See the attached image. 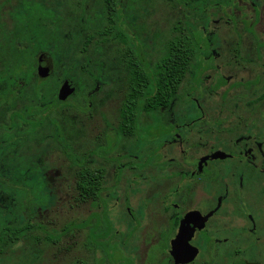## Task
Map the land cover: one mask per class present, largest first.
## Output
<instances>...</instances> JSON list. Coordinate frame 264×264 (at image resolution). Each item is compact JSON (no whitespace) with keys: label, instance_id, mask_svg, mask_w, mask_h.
Returning a JSON list of instances; mask_svg holds the SVG:
<instances>
[{"label":"rangeland","instance_id":"rangeland-1","mask_svg":"<svg viewBox=\"0 0 264 264\" xmlns=\"http://www.w3.org/2000/svg\"><path fill=\"white\" fill-rule=\"evenodd\" d=\"M37 1H29L26 4L21 23L31 30L39 31L46 27L49 18L53 20L56 13L60 14L56 46L50 45L57 62L54 76L63 77L64 73L69 75L75 80L71 82H74L77 89L67 100L66 107L45 106V111L49 114L57 109L54 113L56 117H49L52 127L46 124L45 134L56 132L61 142L56 143L52 138H47V141L39 146V152L44 153L40 158L44 161L38 162L29 153L21 154V157L15 153L14 157L12 155L9 159V165L3 174L9 175V190L0 192V234L4 233L6 227V212L13 217L9 215L12 221L9 222V239L5 236L4 242L0 241V264H58L54 259L55 246L43 232L51 234L58 230L63 234L59 264H77L81 256L79 250L82 249L86 233L89 231L88 228H83L86 217L91 213L100 216L103 201H106V204H120L108 217L105 216L108 224L113 226L112 232L120 234L133 231L137 225L132 223L133 220L129 217L124 216L125 220L119 219L122 216L120 213L125 212L123 204H134L132 207L135 214L141 220L143 211L138 204H155L154 220L140 225L136 230L137 240H132L130 244L134 249L127 248L128 253L143 254L142 250L136 251L134 246H140V234H146L145 238L148 234L169 231L170 215L161 212L162 198L178 186L181 192L178 196L169 198L168 203L185 204V208L205 204L203 211L212 209L218 198L224 196L228 190V197L220 212L208 223V235L216 248L232 249L237 242L241 258L258 260L264 264V226L259 234L254 236L256 240L251 239L249 232L239 233L235 237V225L246 227L248 223L246 219L240 218L235 222L231 214V160L209 163L206 166V183H180L182 174H189L195 168L198 158L216 150L225 153L236 152L235 140L238 138L250 137L251 140L244 148L253 151L255 163L258 164L261 160V153H264V50L261 57H257L255 39H264V4L258 3L260 16L256 17L254 35L249 33L242 23L236 27L222 14L211 15L210 31L216 34L213 40H216L214 48L218 55L211 61L194 60L178 97L170 109H167L169 121L175 122L179 119L183 124L180 132L183 142L163 144L170 130L159 120V124H155L152 129L153 136L145 135V139L156 141L155 146H162L158 150L157 166L153 165L147 172L150 176L131 177L129 172H126L117 178L118 163L108 165L101 154L91 155V152L104 144L102 133L106 121L114 128L119 124L120 118L116 116L130 91V74L121 57L127 45L113 40L102 42L101 38L96 36L97 31L108 25L103 0ZM22 4V0H0V5L5 11L21 10ZM244 8L246 21L254 17L250 5ZM122 10L126 25L141 40V51L151 66L165 56L168 41L176 34V27H182L183 31L188 32L189 23H194L199 28L207 17L204 13L175 2L173 4L170 0H123ZM236 18L240 20L243 16H239L237 11ZM4 19L10 27V15H5ZM31 30H28L30 37ZM90 36L95 37L86 46ZM37 52H30L29 59L32 63ZM66 81L70 80L57 84L56 95L61 84ZM32 83L29 88H32ZM50 84L53 85V81H50ZM90 90H95L91 96ZM53 96L54 93L51 92L50 97ZM194 100L199 101L202 113L197 111ZM15 103L18 104L16 111L24 110L28 104L24 101ZM145 120L148 122L151 119L143 117L142 121ZM198 121L200 123H197ZM135 144L134 139L126 140V146L130 149ZM120 152L123 153L124 150ZM110 157H117V153H111ZM143 157L140 155L139 160ZM43 163L48 170L49 189L44 187L42 182H38V173L42 171ZM163 166L165 169H161ZM83 168L91 171L105 169L102 184L104 191L100 198L81 197L78 182ZM34 184L36 188L33 187ZM3 185H7L5 180L0 181V186ZM114 185L119 193L114 187L112 191H108ZM20 194L25 195L21 199L23 204H19L17 200ZM53 194V202L45 204ZM26 197L28 204L25 202ZM8 199L10 201L7 203ZM32 200L44 202L32 204ZM41 207L47 209L43 210ZM91 225L95 226L96 233L107 231V225L104 222L96 225L95 218ZM26 227H29V230L17 233ZM114 240L116 244L110 245L107 242V247L114 249V252L124 248L120 245V240L118 242V237ZM201 248L202 257L196 264H205L208 258L204 252L207 248L204 242Z\"/></svg>","mask_w":264,"mask_h":264},{"label":"flooded vegetation","instance_id":"flooded-vegetation-1","mask_svg":"<svg viewBox=\"0 0 264 264\" xmlns=\"http://www.w3.org/2000/svg\"><path fill=\"white\" fill-rule=\"evenodd\" d=\"M9 1V0H7ZM38 2L37 0H22V9H12L11 11L3 10L2 5H0V44H9V32L13 30L14 27V17L16 15L24 14V8L28 2ZM45 2V0H43ZM104 1V0H103ZM184 7L192 9L194 11H198L204 13L207 17L205 19V23L202 26H199V29L202 33V40L200 41L202 49L204 50L200 53V57L196 58L199 60L205 59L206 61H211L215 59L218 55L217 51L215 50L214 46L216 45V40H213V36L216 37V34L213 31H210V21L211 15L213 14H222L223 17H228V22L233 23L236 27L238 24L242 23L245 25V29L254 35V26L257 24L256 17L260 16L259 4H264V0H183ZM120 9L119 14L121 29L125 33V39L127 40L124 45H127V48H131L134 50H141V40L137 35L134 34L132 29L128 27L125 23L123 10H122V2L123 0H119ZM250 5L253 8L254 17L250 19H244L243 10L244 7ZM105 8V4H104ZM107 13V10L105 8ZM243 16L240 20H237L236 15ZM5 15L11 18V26L9 27V23L6 22L4 19ZM61 16L60 14L55 15L53 20L49 18L46 21L47 25H52L53 32L47 33L48 38V48L52 52L53 55H50L47 52H39L35 59V68L39 78L45 79L47 77H41L39 75V62L42 59L50 60L47 56L49 54L52 58L51 63L57 65L55 60V54L51 50L50 45L56 46V40L58 39V30ZM252 20V21H251ZM109 21V20H108ZM251 21V22H250ZM45 23V22H44ZM55 23V24H54ZM190 24V23H189ZM206 25V27H204ZM45 27V28H46ZM8 36V40L6 43L4 42V37ZM53 40V41H52ZM256 41V53L257 57H261V52L264 50V39L260 40L259 38L255 39ZM121 42V41H119ZM126 48V50H127ZM122 53L121 57L123 63H125V67L127 68L128 59L124 57V53ZM205 50H207L205 52ZM0 52L3 51L0 49ZM6 59L8 62L9 58V47L6 52L5 57H0V59ZM147 60V59H146ZM149 63V62H148ZM9 64V63H8ZM37 64V65H36ZM129 71V70H128ZM52 73V72H51ZM53 73L55 70L53 69ZM130 78V77H129ZM63 84V83H62ZM61 84V85H62ZM61 87V86H60ZM60 89V88H59ZM77 89V87H76ZM59 92V90H58ZM76 92V90H75ZM33 90L31 88H27L23 91H19V94H10L9 93V74L1 75L0 74V181H6L7 185L0 186L1 191H8L9 190V175L3 176L6 172L7 167L9 165L10 157H14L15 153L21 157V154L29 153L32 158H36L38 162L43 158H40L41 155L43 157L44 153L39 152L40 147L46 141L47 138L53 139L56 143L61 142L59 137L57 136L56 132H51L52 134H45L47 125L51 126L49 117L54 115V113L48 114L45 111L44 105H37L35 106V100L29 99L28 95L32 94ZM191 96H193L191 94ZM264 99V93L262 94ZM58 98V94H57ZM192 98V97H191ZM69 99V98H68ZM67 99V100H68ZM27 102V106L22 111H16L18 104L15 102ZM59 101V100H58ZM124 103V101H123ZM196 105L197 111L202 113L201 106L199 105L198 100H194ZM122 107L123 104L116 116L120 118L119 124L117 128H114L108 121H106V126L103 129V141L104 144L101 146H97L92 154L99 155L101 154L104 160L107 162L108 165L111 163H118L117 169V178L119 176L124 175L126 172H129L131 177L133 175H138L140 177H149L148 171L150 167L153 165L157 166V160L159 157V148L162 146L157 147L156 141H152L145 139V135L152 137V129L155 124H159L160 121L170 130V133H167L163 144L168 142L171 144L173 142L179 141L180 143L183 142L182 135L180 134L181 128L183 124L180 123L179 119L173 120V122L169 121V114L167 109H170L171 106L162 108L160 112H151V113H142L138 116L136 130L133 134H127L125 132V126L128 123H123L122 120ZM114 115V114H113ZM143 117L146 119L148 117L151 119L150 121H142ZM176 117V113H175ZM58 119V118H57ZM160 120V121H159ZM197 123H200L199 121ZM132 124V123H131ZM190 125V124H189ZM52 127V126H51ZM52 135V136H51ZM134 139L136 140V144L130 148L126 146V140ZM251 140L250 137H242L235 140L237 145L236 152L225 153L222 150H216L212 154L202 156L198 158L195 164V168L189 174H182V179L180 183L185 185H189L191 183H199L203 184L206 183V166L214 161L220 160H231L233 162L232 167V186H233V198L230 202L231 207V214L235 218V222L240 219H246L248 225L245 226H237L235 225V237L239 234H245V232H249V235L252 240L254 239L259 231L264 226V153H261V160L257 164L255 163V154L251 149H245L247 147L248 142ZM244 148V149H243ZM121 153L120 151H123ZM117 153V157H110L111 153ZM218 152H223L226 154L227 157L225 158H213L212 156ZM37 154V155H36ZM37 157H36V156ZM144 156L143 159L139 160V156ZM204 157H210L206 160L201 168L199 166V162ZM128 160V161H127ZM44 163L42 164V171L38 173V182H42L44 187L49 189L48 179H47V172L46 168L44 167ZM87 169L88 168H83ZM161 169H165V166L161 167ZM82 171V170H81ZM91 171V170H90ZM94 172V171H92ZM95 172L102 173V181H101V193L104 191L103 181L105 176V169L97 170ZM36 188V184L34 186ZM115 188L117 191V186L114 185L109 188L108 191H112V188ZM148 192L151 194V190L148 189ZM52 193V191H50ZM126 192V191H125ZM124 192V193H125ZM181 192L180 186L175 188L174 191H170L169 194H165L162 200V213H168L169 216V231L167 233H159V234H148L145 238L144 235L140 234L141 244L139 246L134 245L136 251H141L143 254H133L128 253L127 248L134 247L131 244L132 240H137V233L136 230L140 227L142 223H147L148 221L154 220L155 211L154 206L155 204H138L141 206L143 211L142 220L139 219L132 206L134 204H123L124 211L120 213L122 216L119 219L123 220L124 216L131 218L133 221L132 223L137 224L133 231L128 233L121 232L116 233L115 231L112 232L113 226L108 224L106 221L105 216L108 217L110 212H114L117 207H120V204H106V201H103V208L102 214L94 216V213H91L89 216L86 217V224L83 228H88L89 231L86 233L85 243L80 251V258L77 260V264H196L197 261L202 257L203 249L201 248V244L204 242L207 248L204 252L207 253V260L204 262L205 264H261L258 260H244L239 256V250L237 248V242L234 243L235 248L232 249H218L215 247V243L212 241V238L208 235V223L212 218H214L221 210L225 200L228 197V190H226V194L224 196H220L215 204V206L210 209L209 211H203V206L205 204H200L197 206H193L192 208H185V204H176V203H168V199L173 196H178ZM119 193V191H118ZM161 192H159L160 194ZM99 196V198H100ZM4 197V196H3ZM25 195H22L24 198ZM54 200V194L52 198H50L48 203L51 204ZM10 200H7V203ZM25 202L28 204V198L26 197ZM24 202V203H25ZM43 200L33 201L32 204H41ZM19 204H23L18 202ZM205 203V202H203ZM5 206V204H3ZM7 205V204H6ZM58 205V204H57ZM6 207V206H5ZM40 208V207H39ZM43 210H46L47 207H41ZM46 208V209H45ZM5 215L6 220V227L4 228V233L0 234V241L4 242V237L6 236L9 239V215L13 217L12 214L6 212ZM191 213H195V223L190 222L189 224L184 223L186 217ZM10 217V218H11ZM96 219V225H101L103 222L107 225L105 232L103 233H96L94 231L95 226H92L91 223L93 219ZM125 220V219H124ZM182 225H184L182 227ZM192 230V236L188 241V245L195 248L197 250V255L194 259L189 262H182L185 260L184 255H186V250L182 249V251L178 252L180 254V259L176 258L173 254V241L177 240L180 235V232L184 227ZM182 227V229H181ZM29 228V227H28ZM29 230V229H28ZM45 236L55 247V254L54 259L55 263L58 264L61 262V239L63 234L60 230L53 233H48L45 231ZM53 235L52 237H50ZM142 236V237H141ZM12 237V236H10ZM115 237H118V242L120 240V245L124 246L121 250H117L114 252V249H110L107 247L108 243L110 245H115L116 242L114 240ZM185 237H183V241ZM139 240V241H140ZM236 240V239H235ZM108 242V243H107ZM184 244V243H183ZM124 253V254H122ZM177 254V255H178ZM261 255L262 252L260 253ZM57 259H60L59 261Z\"/></svg>","mask_w":264,"mask_h":264},{"label":"trees","instance_id":"trees-1","mask_svg":"<svg viewBox=\"0 0 264 264\" xmlns=\"http://www.w3.org/2000/svg\"><path fill=\"white\" fill-rule=\"evenodd\" d=\"M170 1L180 6L184 4L183 0ZM119 3V0H104L109 21L103 30L96 32V36L100 37L102 42L109 40L127 42L125 33L121 29ZM23 15L20 14L14 17V27L9 32V44H0V49L3 51L2 57L6 56L9 47V64L6 59H0V74H9L10 94H19V91L29 88L30 83L33 82L31 88L33 93L29 94L28 97L35 100V106L42 104L47 108H51L52 106H55V108L57 106L59 108L66 107L68 105L67 100L63 104L58 101L56 95L57 84L67 79L70 81L75 80L65 73L62 75L63 77L56 78L53 70L47 78L41 79L38 76L36 77L37 72L34 66L39 52L45 51L53 55L48 48V38L46 36L50 31L53 32V27L52 25H47L43 30H31L27 28L26 24L22 25L21 19L24 18ZM187 28L188 32L183 31L182 27L175 28L176 34L168 41L165 56L154 66L148 63L144 53L139 49L127 48L124 53V57L128 59L127 68L130 74V91L124 100L121 115L123 123L130 122L124 129L127 134H133L136 130L140 114L144 112H160L162 108L172 106L178 97L180 88L194 60L200 57V53L204 51L200 43L202 33L198 25L190 23ZM28 30L32 32L31 37ZM94 37L90 36L85 45L87 46ZM7 40L8 36L6 35L4 42ZM33 51L38 52L32 63L29 56L30 52ZM49 54L47 56L52 61ZM52 65L55 70L56 63ZM50 81H53V85L50 84ZM94 91L90 90L89 96ZM51 92L54 93L53 97H50ZM102 177L101 172H92L87 169H83L80 172L78 190L83 199L99 198ZM21 199L22 195L17 197V200L22 203ZM26 230H28L27 227L18 230L17 233L21 234Z\"/></svg>","mask_w":264,"mask_h":264},{"label":"water","instance_id":"water-1","mask_svg":"<svg viewBox=\"0 0 264 264\" xmlns=\"http://www.w3.org/2000/svg\"><path fill=\"white\" fill-rule=\"evenodd\" d=\"M53 70V65L51 63V60L42 59L39 62V75L41 77H47L51 74ZM76 90L75 85L71 81L64 82L58 92V100L61 104H63ZM213 158H225L227 157L225 153L218 152L212 156ZM210 157H204L200 160L199 166L201 168L202 164L208 160ZM195 213H191L188 215L184 221V223L189 224L190 222L195 223ZM184 225H182L183 227ZM181 227V229H182ZM193 231L188 229L186 226L184 229L181 230L179 237L177 240L173 241V254L175 257L180 259V254L178 252L182 251V249L186 250V255H184L185 260L182 262H189L192 259H194L197 255V250L191 246L188 245V241L192 236ZM183 237H185V241L182 242ZM184 243V244H183ZM178 250V252H177ZM178 254V255H177Z\"/></svg>","mask_w":264,"mask_h":264}]
</instances>
